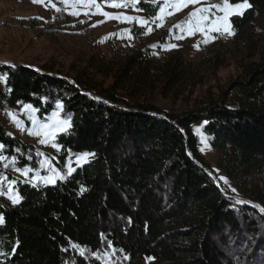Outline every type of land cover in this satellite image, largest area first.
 <instances>
[{
	"label": "trees",
	"instance_id": "16d2710c",
	"mask_svg": "<svg viewBox=\"0 0 264 264\" xmlns=\"http://www.w3.org/2000/svg\"><path fill=\"white\" fill-rule=\"evenodd\" d=\"M248 3L242 16L231 17L238 36L264 18V0ZM138 8L149 17L158 10L145 2ZM259 59L233 83L237 103L222 93L202 112L178 117L144 101L157 76L143 52L114 70L94 67L112 78L106 88L89 83L84 72H74L70 82L48 72L2 69L7 106L32 105L42 118L62 103L70 126L56 139L60 165L69 155H94L65 180L19 182V203L0 202V264H64L80 260L75 248L96 253L105 244L123 255L122 264H264V215L216 186L191 130L205 123L220 154L218 168L237 182L241 197L264 208V186L253 184L264 168V52ZM182 65L166 73L163 99L189 73ZM0 143L8 157L22 149L2 127Z\"/></svg>",
	"mask_w": 264,
	"mask_h": 264
},
{
	"label": "rangeland",
	"instance_id": "374dc122",
	"mask_svg": "<svg viewBox=\"0 0 264 264\" xmlns=\"http://www.w3.org/2000/svg\"><path fill=\"white\" fill-rule=\"evenodd\" d=\"M139 2L157 6L156 14L146 16L138 8ZM139 2L133 5L132 0H0V127L5 130L10 140L22 146L18 156H22L26 162V165H23L25 163L19 160L18 156L8 157L3 155L2 151L0 155L8 159L0 162V175L9 180H16L17 183L33 185L35 181H29L36 172H39L41 177L51 176L47 164L41 167L42 161L50 162L54 168L66 174L68 168L65 165L69 156L72 158L71 167L74 169L93 158V155H90L85 158L86 163L78 164L76 157L80 155H69L64 164L60 165V147L57 150L51 146V142L41 144L39 137L28 135L27 131H20L12 123L7 113L15 114L25 129L31 128V115L44 120L45 117L51 116L57 105L42 118L38 112L30 114L22 105L7 106L2 100L8 93L6 79L1 73L5 68L19 67L43 74L48 72L70 82L75 76L74 72H84L89 83L103 84L106 88L112 83V78L96 73L94 67L105 64L108 68H116L126 57L143 52L151 60V71L157 76L153 89L144 95V101L162 113L174 117L200 113L208 99L219 100L222 93L229 98V102H238L233 83L242 80L245 77V68L259 62V56L264 52V18L257 17L251 28L242 36H238L232 28L234 35L201 32L185 23L189 14L195 8L220 3L221 0H202L201 4L189 5L182 10L165 8L163 13L160 11L164 6L163 0ZM170 2L174 3V0ZM114 3L129 6L112 7ZM105 12L109 15L104 16ZM169 12L173 14L168 15ZM216 14L223 15L219 12ZM124 16L137 17L147 21V24L141 25L136 19L127 21L115 18ZM157 17L160 18L156 19ZM176 25H181L182 30L176 28ZM180 63L189 73L182 77L181 83L163 99L162 81L165 80L166 73ZM62 112L63 109L61 117L67 119L63 117ZM65 127L68 130L69 126ZM191 130L197 138L202 157L211 167L212 172L209 174L216 186L221 185L223 193L234 202L245 203L264 215L259 206L240 196L244 191L238 189L237 182L227 179L218 168L220 154L210 145L211 136L205 132V123L194 124ZM64 132L66 131L57 133L55 143L58 135ZM9 133L11 135H8ZM12 157L17 159L14 166L10 163ZM5 163L9 164L8 168L4 167ZM25 166L34 169L29 173L28 181L20 172L15 171V168ZM68 176L70 175H66L65 179ZM63 180L57 178L56 182ZM56 182L46 184L41 181L37 185L49 186ZM263 183L264 168L253 181L254 185L260 187L264 186ZM7 188L6 181L0 185V191L5 193L0 195V202L13 205L8 199ZM75 254L79 261L67 260L64 264H122L125 260L121 253L108 244L96 253L75 248Z\"/></svg>",
	"mask_w": 264,
	"mask_h": 264
},
{
	"label": "snow or ice",
	"instance_id": "6c2138e0",
	"mask_svg": "<svg viewBox=\"0 0 264 264\" xmlns=\"http://www.w3.org/2000/svg\"><path fill=\"white\" fill-rule=\"evenodd\" d=\"M139 0H132V4L135 5L138 3ZM202 0H174V3H171L170 0H163V7L160 8L161 13L165 11V8H179L182 10L184 7H188L189 5H198L201 4ZM112 7H128V4H119L114 3L111 5ZM251 7V5L248 3V0H240L239 3H231L230 0H221L220 3H213L209 4L207 6H202L195 8L194 11H192L189 14L188 20L185 22L186 24L193 26L195 29L205 32H216L220 34H226V35H234V32L231 30V17L232 16H242L244 14V10ZM215 9L216 11H213ZM139 10V9H137ZM223 13V15H217L216 13ZM75 14V13H73ZM173 14L172 12H169L168 15ZM104 16H108L109 14L107 12L103 13ZM117 19H123L127 21H132L134 19L139 20L137 17H115ZM160 17H157L156 19H159ZM139 23L141 25L147 24V21L145 20H139ZM178 29L182 30L181 25L175 26ZM182 38V37H178ZM172 47H176V45H172ZM198 48L199 46L196 45ZM23 108L27 110L30 114H34L39 111V109L34 108L32 105H23ZM63 109L62 103L57 104L56 110H54L51 113L50 117H45L44 120L37 119L35 115H31V124L32 127L25 129L22 122L15 116L13 113H7L12 123L20 130V131H27L28 135L39 137V142L41 144H48L51 142V146L57 148L59 150V145H57L55 141V137L58 132L67 131V128L65 126H70V117L67 119L62 118L60 113ZM50 120V122H49ZM8 135H11L9 133ZM6 145L3 143H0V152H2L5 149ZM19 151V149H17ZM94 155L92 153H83L80 156L76 157V160L79 163H86L87 160L86 157ZM8 158L0 155V162H3L7 160ZM31 159V157H29ZM10 163L14 166L17 163L16 157H12ZM72 158L69 156L68 162L65 165L68 168V172L65 174L60 169L54 168L50 162L48 161H42L41 167H43L45 164L48 166V171L51 173V176H44L41 177L39 175V172H36L35 175L31 177V181H35L33 186H37L41 181H43L46 184L55 183L56 179L63 180L65 179L66 175H71L73 171H75L74 168L71 167ZM5 168L9 167L8 163L4 164ZM15 171L20 172L21 175H23L26 178V181L29 180V173L33 172L34 169L28 166L22 167V168H15ZM223 179V178H222ZM7 182L8 188V199L12 201L13 204L19 203V200L21 197L19 194L15 191L14 186L17 184L16 180H9L6 176L0 175V185H2L4 182ZM226 182V181H225ZM81 191H84V189H81ZM235 191V189H233ZM5 194L3 191H0V195ZM239 203V201H238ZM261 212H264V208H260ZM3 216H0V223H3ZM75 247V245H74ZM81 255H83V251H81Z\"/></svg>",
	"mask_w": 264,
	"mask_h": 264
}]
</instances>
